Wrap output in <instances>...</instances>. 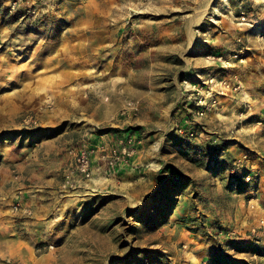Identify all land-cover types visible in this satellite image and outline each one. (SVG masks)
I'll return each instance as SVG.
<instances>
[{"label":"rangeland","instance_id":"374dc122","mask_svg":"<svg viewBox=\"0 0 264 264\" xmlns=\"http://www.w3.org/2000/svg\"><path fill=\"white\" fill-rule=\"evenodd\" d=\"M70 135L139 141L138 192L87 200L79 150L3 264H264V0H0V171Z\"/></svg>","mask_w":264,"mask_h":264},{"label":"crops","instance_id":"0c3cea01","mask_svg":"<svg viewBox=\"0 0 264 264\" xmlns=\"http://www.w3.org/2000/svg\"><path fill=\"white\" fill-rule=\"evenodd\" d=\"M84 79H86L85 76ZM77 137L79 136H67L69 141H66V144L69 147H65L60 142V139H58V136L52 139H43L42 142L45 143L43 148L42 145L41 148H38L39 144H35V147L31 144L32 148L23 149L24 151L19 156L14 157V159H8V163L16 165L23 179L30 182L31 185L14 184L10 178L8 168L0 171V254L4 259L27 262L32 257L36 258L34 245L32 246L31 240L35 242L37 239H40V236H36L33 231L42 226V214H40V218L37 220H29L28 217L21 218L15 215L11 209L15 201L14 199L19 196L24 207L31 209L36 215L37 210H41L42 208L41 200L50 197L49 194L56 192L53 190V187L59 184L57 178L60 177L62 168L71 161L73 155L79 150L86 151L93 149L91 158L92 181L88 180L89 182L81 184L83 191H86V194H88L87 200L99 196L106 199L114 196L121 197L123 195L131 199L132 194L138 192L132 184L138 182L136 175L138 176L140 173H136L130 166L125 167L117 174H107L105 159L100 154V147L107 145L108 139H105L107 137L93 136L91 138V136L82 141L76 140ZM77 143H80L81 146L77 148L71 146L77 145ZM137 161L139 162L140 159L137 158ZM155 190V188H151L145 194L153 195ZM21 231H28L30 233L26 234V236L24 235L25 232L22 233ZM2 244L4 245L3 249H1ZM0 264H3L1 260Z\"/></svg>","mask_w":264,"mask_h":264},{"label":"built area","instance_id":"2783aa9c","mask_svg":"<svg viewBox=\"0 0 264 264\" xmlns=\"http://www.w3.org/2000/svg\"><path fill=\"white\" fill-rule=\"evenodd\" d=\"M226 85V84H225ZM223 85V86H225ZM236 90V89H235ZM196 102V112L195 115L202 117L205 113V107L201 103L200 99L195 100ZM31 122V117H28L26 123ZM194 126L191 120L183 119L181 125L176 126V132L179 135H188L194 137ZM136 139L131 135H126L121 139H118L113 145H102L100 147V154L103 159H105L107 165L108 175H114L124 169L127 166H130L132 169L135 168L132 158L136 154V145L140 142H136ZM93 155V149L80 151L74 158L73 163L71 164V174H76L83 180H90L93 177V171L91 167V158ZM14 181L19 180L18 175H14ZM12 212L23 218L29 217L32 214L31 209L24 207L19 196L16 197L13 205Z\"/></svg>","mask_w":264,"mask_h":264}]
</instances>
